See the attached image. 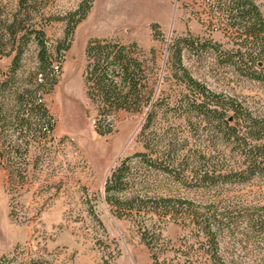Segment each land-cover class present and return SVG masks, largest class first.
I'll return each mask as SVG.
<instances>
[{
    "label": "trees",
    "instance_id": "16d2710c",
    "mask_svg": "<svg viewBox=\"0 0 264 264\" xmlns=\"http://www.w3.org/2000/svg\"><path fill=\"white\" fill-rule=\"evenodd\" d=\"M93 1L81 0L60 17L65 20L64 33L50 45L54 52L43 28L26 27L35 0L18 1L26 6V16L0 21V45L8 37L14 51L8 71L0 67V170L7 171L11 182H25L28 167L39 159L31 156L32 150L43 138H51L55 122L43 95L57 83L62 52L69 49L75 27ZM203 1L212 18L218 15L232 47L222 49L190 35L176 37L166 60L176 87L157 96L135 43L97 37L89 39L84 49L83 83L87 98L97 104L98 134L113 131L118 112L135 113L147 107L138 135L144 151L122 158L103 188L112 212L134 224L152 264H234L223 242L240 218L264 242V204L243 208L241 213L213 195L197 200L180 192L264 180V115L255 114L238 97L196 80L182 60L183 48L210 44L222 63L264 87V17L254 0ZM31 41L37 46L36 67L24 84L15 72ZM167 222L181 225L182 233L175 240L162 234L161 224Z\"/></svg>",
    "mask_w": 264,
    "mask_h": 264
},
{
    "label": "rangeland",
    "instance_id": "374dc122",
    "mask_svg": "<svg viewBox=\"0 0 264 264\" xmlns=\"http://www.w3.org/2000/svg\"><path fill=\"white\" fill-rule=\"evenodd\" d=\"M18 1L0 0V21L27 15L26 6H19ZM80 1L35 0L26 27L43 28L46 43L55 45L64 33L65 20L60 17ZM254 1L264 17V0ZM210 15L203 0L93 1L75 27L69 49L62 52L57 83L43 95L55 125L51 138H43L32 150V157L38 155L37 164L28 167L21 185L9 181L7 171L0 170V264H152L134 224L112 212L103 188L105 178L122 158L144 151L138 135L147 107L135 113L118 112L113 131L98 134L94 129L97 104L87 98L83 83L84 49L89 39L97 37L135 43L157 96L176 87L166 63L168 46L176 37L190 35L222 49L232 47L218 15ZM206 46L183 48V65L192 77L214 91L238 97L255 114L264 115L261 83L222 63L213 46ZM49 50L54 52L52 46ZM36 54L37 46L31 41L15 72L18 82L27 84L36 67ZM13 55L7 37L0 45L3 72L8 71ZM180 192L197 200L213 195L241 213L243 208L264 204L262 179L222 189L183 188ZM239 221L226 232L227 256L234 264H264V242L242 218ZM161 226L162 234L172 240L182 233L178 223Z\"/></svg>",
    "mask_w": 264,
    "mask_h": 264
}]
</instances>
